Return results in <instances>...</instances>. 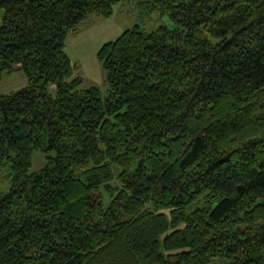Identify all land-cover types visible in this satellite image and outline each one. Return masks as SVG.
I'll use <instances>...</instances> for the list:
<instances>
[{
    "label": "trees",
    "instance_id": "obj_1",
    "mask_svg": "<svg viewBox=\"0 0 264 264\" xmlns=\"http://www.w3.org/2000/svg\"><path fill=\"white\" fill-rule=\"evenodd\" d=\"M119 1L0 0V264H264V0H140L104 96L65 39Z\"/></svg>",
    "mask_w": 264,
    "mask_h": 264
},
{
    "label": "rangeland",
    "instance_id": "obj_2",
    "mask_svg": "<svg viewBox=\"0 0 264 264\" xmlns=\"http://www.w3.org/2000/svg\"><path fill=\"white\" fill-rule=\"evenodd\" d=\"M140 0H120L114 5L110 16L100 13H91L86 20L79 24L76 30L68 33L65 39V51L76 66V74L82 77V87L97 86L106 96L109 86L106 82V71L102 62L98 59L100 47L117 38L124 30L138 24L147 31L153 30L160 25L173 26V22L167 13L162 14L159 10L148 13L143 11L139 4ZM3 10L0 8V24ZM28 84L25 71L16 65L15 70L6 72L0 81V94L17 91ZM50 91L55 93L56 87L50 84ZM45 164V155L41 151L33 154V163L30 171L40 169ZM9 167L0 171V191H7L10 187ZM220 259L211 264H219Z\"/></svg>",
    "mask_w": 264,
    "mask_h": 264
}]
</instances>
